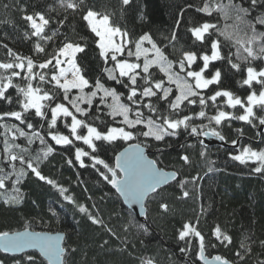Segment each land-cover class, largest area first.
Wrapping results in <instances>:
<instances>
[{"label":"snow or ice","instance_id":"1","mask_svg":"<svg viewBox=\"0 0 264 264\" xmlns=\"http://www.w3.org/2000/svg\"><path fill=\"white\" fill-rule=\"evenodd\" d=\"M132 3L120 0L121 11ZM58 6L63 12L53 17L56 6L29 12L27 5H17L27 28L24 39L31 42L29 54L0 43L6 50V58L0 60V197L12 193L4 197L5 205L23 204L20 186L31 174L57 189L64 201L76 205L93 224L107 228L99 209L94 215L77 203L68 188L43 174L42 165L57 146L70 167L94 170L126 202L141 207L150 194L177 181V171H165L147 155L154 142L167 138L178 140L185 134L195 138L202 146L199 155L206 158L208 146L201 137H216L231 144L233 150L226 154L232 161L254 164L251 172L264 175V146L229 141L224 134L233 121L253 128L264 126V0H185L170 34L164 37L166 44L151 32L133 36L114 23L115 10H97L87 0H58ZM189 10L193 15L185 19ZM69 14L78 17L86 35L77 33L75 26L72 35L61 31ZM222 19L231 24L221 26ZM182 26L188 41L177 48ZM90 51L98 61L94 76L87 75L84 65ZM226 81L245 89L244 95H238ZM235 131L243 135L242 128ZM261 136L264 145V132ZM179 158L191 164L189 155ZM187 183L178 181L184 198L190 195ZM159 207L169 211L167 202ZM198 224L197 218L178 230V240L184 242L180 253L193 257L187 264H235L221 254L207 252L217 244L206 242ZM137 227L145 234L149 231L146 224ZM107 230L116 235L111 228ZM212 235L224 247L233 243L219 225ZM64 239L61 234L29 230L27 225L23 231L2 230L0 253L11 255L13 264H66V257L77 250L67 247ZM260 244L264 246V240ZM239 248L243 252L237 250L234 255L243 261L252 249L245 243ZM0 264H6L5 258L0 257ZM140 264L154 261L141 260Z\"/></svg>","mask_w":264,"mask_h":264},{"label":"trees","instance_id":"2","mask_svg":"<svg viewBox=\"0 0 264 264\" xmlns=\"http://www.w3.org/2000/svg\"><path fill=\"white\" fill-rule=\"evenodd\" d=\"M87 2L89 5L94 4L97 10H115L114 23L126 28L133 36L151 32L158 42L165 44L168 41L164 37L170 34L178 11L185 4V0H133L131 6L121 11L120 0ZM222 2L227 3V0ZM5 4L9 5L7 9ZM17 5H27L29 12L34 8L48 11L49 6H56L57 11L51 13L53 17L63 10L59 8L58 0H0V43L29 54L31 42L24 39L27 28ZM192 15L193 12L189 10L185 19ZM224 24H231V21L222 19L221 26ZM73 26L77 33L86 35L78 17L71 14L61 31L72 35ZM179 31L182 39L176 44L177 48L186 46L185 42L188 41V37L183 35V26ZM49 48L51 50V46ZM167 51L172 53L173 49L169 47ZM174 55L178 57L179 52ZM5 58L6 50L0 48V60ZM84 65L89 76H94L99 70L98 61L91 51ZM226 84L238 95H244L245 89L239 88L234 81H226ZM235 111L239 114V109ZM258 127L233 121L232 128H225L224 134L229 141L240 137L241 144L264 146L260 143L262 136ZM237 128L243 129L242 136L235 131ZM154 143L156 146L150 148V155L158 161L159 166L176 170L178 177L177 181L169 182L158 194L148 196L144 220L138 219L94 170L70 167L65 161L64 151L57 146V151L42 165L43 174L68 188L77 203L88 207L94 215L99 209L104 224L116 235L110 234L105 227L93 224L86 214L78 211L76 205L64 201L57 189L31 174L20 186L25 196L23 204L11 206L3 203L4 197H11V191L0 197V231H17L26 225L38 231H64L65 245L77 250L66 257V264H140L141 260L149 259L154 264H187L193 257L189 255L185 258L180 253L179 248L184 242L178 240V230L184 222H195L198 218V228L205 235L206 242L217 244L216 248L207 249L211 255L221 254L234 260L235 264H257L259 260H264V246L260 244L264 240V175L251 172V168L256 165L245 166L232 161L226 153L233 149L217 144L208 146L207 157H201L199 153L202 146L186 134L178 140L167 138L164 142ZM181 154L189 155L191 164H184L179 158ZM107 155L111 157L113 153L109 151ZM209 161H214V165H210ZM209 167L213 170L209 171ZM180 180L188 181L185 188L190 195L187 198L182 196L178 184ZM162 201L168 203V212L160 209ZM139 224L148 226L147 234L137 227ZM216 225L232 236V245L224 247L216 241L212 235ZM240 243L248 244L252 249L251 253L245 254L243 261L234 255L237 250L243 252L239 248ZM29 252L39 256L36 250ZM0 257L5 258L6 264H13L11 255L0 253Z\"/></svg>","mask_w":264,"mask_h":264},{"label":"water","instance_id":"3","mask_svg":"<svg viewBox=\"0 0 264 264\" xmlns=\"http://www.w3.org/2000/svg\"><path fill=\"white\" fill-rule=\"evenodd\" d=\"M258 130H259V133L261 134L264 131V126H259ZM201 139L204 140V142H205V144L207 146H211V145L217 144V145H222V146H225V147H229V146L232 147L230 143L225 144L224 142L218 140L216 137H213V136L201 137ZM237 139L240 141V138H237ZM150 154H151V149L149 148L148 152H147V155H148L149 159H154ZM158 166H159V164H158ZM159 167H161V166H159ZM161 168H163L165 171H170V172L171 171H176V170H173V169H166L164 167H161ZM170 182H172V181H170ZM147 198L144 201L143 207H141L139 204H135V205L129 204L128 202H126L124 200L123 197H121L124 205L126 207H128L138 217V219H140V220H144L146 218V213H147L146 201H147ZM23 230L24 229H20V230H17V231H23ZM29 230H32V229L29 228ZM32 231L45 232V233H50L52 235L61 234L65 238V232L64 231H38V230H32ZM214 255H216V254H214ZM209 258H211V256H209ZM198 264H200V262Z\"/></svg>","mask_w":264,"mask_h":264},{"label":"flooded vegetation","instance_id":"4","mask_svg":"<svg viewBox=\"0 0 264 264\" xmlns=\"http://www.w3.org/2000/svg\"><path fill=\"white\" fill-rule=\"evenodd\" d=\"M238 138H240V137H238ZM240 139H241V138H240ZM229 148H232V147L229 146Z\"/></svg>","mask_w":264,"mask_h":264}]
</instances>
